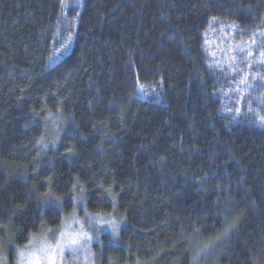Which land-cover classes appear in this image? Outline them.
Wrapping results in <instances>:
<instances>
[{
  "label": "trees",
  "instance_id": "16d2710c",
  "mask_svg": "<svg viewBox=\"0 0 264 264\" xmlns=\"http://www.w3.org/2000/svg\"><path fill=\"white\" fill-rule=\"evenodd\" d=\"M222 28L248 44L264 0H0V264L74 201L122 227L95 264H193L182 234L226 218L218 264H264V126Z\"/></svg>",
  "mask_w": 264,
  "mask_h": 264
},
{
  "label": "rangeland",
  "instance_id": "374dc122",
  "mask_svg": "<svg viewBox=\"0 0 264 264\" xmlns=\"http://www.w3.org/2000/svg\"><path fill=\"white\" fill-rule=\"evenodd\" d=\"M83 1V0H80ZM256 40L257 44H260L264 41V36H260L259 33L253 38ZM252 40L246 44L251 45ZM209 48L211 50L212 58L214 59L215 66L218 71L223 72L225 71L227 75L234 76L237 75L241 77V74L238 72L234 73L230 70L229 65L233 67H237L238 70H242L243 73H248V81L251 83V88H246L245 85L241 84L240 81L236 82L233 87V91L230 92L231 95L228 99H233L234 97H239V102L242 101L241 107L251 100V108L254 111H249V103H247L244 111L245 115H250L256 117V112H258L261 116H264V103L261 102L262 97H264V82L260 80V77H264V66H258L253 64L251 67L247 66L246 62H241L237 52L235 51L236 46L242 45L245 43H240L236 40L234 35V30L231 28L225 29L222 28L218 31L214 30L209 35ZM260 51H264V48H261ZM253 55L254 57L259 56V52L253 47ZM232 56H237L236 61H232L230 58ZM256 75V79L253 80L252 76ZM227 97V96H226ZM161 99H157V102H160ZM234 102H237L234 100ZM229 111H232L229 107ZM257 118V117H256ZM259 126L263 127L264 124L257 122ZM54 200V204L61 208L62 210H66V198H54V196H49ZM54 198V199H53ZM52 200H49L51 202ZM75 216V221H73L72 217ZM103 216L104 218H112L111 215H105L102 213H91L87 206L82 202H75L73 205V211L70 213H65L62 223L57 228H46L41 230L35 236L43 235L46 239L47 243L55 244L56 239L59 237V231H67V232H79L81 230V225L83 226V231L87 232L90 236H92V241L87 244V258H85V253H77L73 254L69 249L65 248L63 252H60L56 249H52L49 255L52 257L55 264H95L94 261V251L93 248L95 245H103V241L101 237L104 234H108L112 236L114 241H118L120 232L122 227L119 223L118 227L116 228L115 233H113L112 227L106 223H102L97 225L95 221L91 220L90 217L95 216ZM113 219V218H112ZM30 242L22 247V248H14L11 251H14L13 259L10 258L8 255L10 252L7 253L6 259L4 263L1 264H18L19 261V252L20 250L29 251L30 250Z\"/></svg>",
  "mask_w": 264,
  "mask_h": 264
},
{
  "label": "snow or ice",
  "instance_id": "6c2138e0",
  "mask_svg": "<svg viewBox=\"0 0 264 264\" xmlns=\"http://www.w3.org/2000/svg\"><path fill=\"white\" fill-rule=\"evenodd\" d=\"M260 36H264V31L259 33ZM70 43V38H69ZM68 44H64L63 48L66 50ZM253 47L259 52L258 57H254L253 55ZM261 48H264V41L260 44H257L255 39H252L251 45H238L235 48L239 59L241 62H246L248 67H251L253 64L258 66H264V51H260ZM237 56H232L230 59L232 61L237 60ZM229 68L232 72L236 73L239 71L241 74L240 83L245 85L246 88H251V83L248 81V73H243L242 70H238L237 67H233L229 65ZM252 79H256V75L252 76ZM260 80L264 82V77H260ZM141 91H146L143 87L140 89ZM261 102L264 103V97L260 98ZM249 111H254L251 108V100L249 99ZM236 112L239 113V108L236 109ZM257 117V122L264 124V116H261L258 112L255 113ZM46 197L50 194L45 193ZM58 199V198H57ZM227 211V210H226ZM73 221H75V216L72 217ZM91 220L95 221L97 225L106 223L112 227L113 233H115L116 228L118 227L117 222L112 218H104L103 216H95L90 217ZM233 227H235V221L232 223H228L227 218L225 219V231H230ZM199 229H197L198 231ZM92 236H90L87 232L83 231V226L81 225V230L79 232H67L60 230L59 237L56 239L55 244H50L46 242V239L43 235L41 236H33L30 240V250L24 251L20 250L19 252V261L18 264H55L52 257L49 255L52 249H56L60 252H63L65 248L69 249L73 254L77 253H85V258H87V244L92 241ZM3 243V241H0ZM198 257H194L196 259Z\"/></svg>",
  "mask_w": 264,
  "mask_h": 264
},
{
  "label": "clouds",
  "instance_id": "9594fccd",
  "mask_svg": "<svg viewBox=\"0 0 264 264\" xmlns=\"http://www.w3.org/2000/svg\"><path fill=\"white\" fill-rule=\"evenodd\" d=\"M227 235L225 228L215 236H208L198 226H194L191 231L183 233L182 238L187 241V250L192 255L193 264H218L220 242Z\"/></svg>",
  "mask_w": 264,
  "mask_h": 264
}]
</instances>
